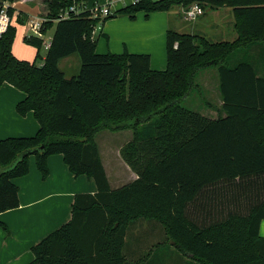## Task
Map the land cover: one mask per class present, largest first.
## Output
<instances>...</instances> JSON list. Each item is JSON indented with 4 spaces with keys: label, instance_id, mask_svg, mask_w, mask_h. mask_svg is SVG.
Listing matches in <instances>:
<instances>
[{
    "label": "trees",
    "instance_id": "16d2710c",
    "mask_svg": "<svg viewBox=\"0 0 264 264\" xmlns=\"http://www.w3.org/2000/svg\"><path fill=\"white\" fill-rule=\"evenodd\" d=\"M88 1H49L53 20L43 31H55L42 62L43 38H24L37 49L30 61L13 52L12 21L0 36V86L25 92L17 112H33L40 124L33 136L0 139V214L20 206L14 179L28 173L32 155L44 178L48 158L59 153L75 176L98 187L76 195L71 220L33 245L30 264H126L127 230L139 218L159 220L178 251L198 264H264V48L255 50L264 46V0H140L105 18L194 3L232 9L234 40L168 29L162 70L151 68L147 53H99L98 20L88 9L56 20ZM8 13L26 25L12 5ZM240 51L246 59L231 63ZM74 54L80 69L67 77L59 64ZM208 66L220 77L216 118L181 103ZM104 129L133 130L121 154L138 178L116 189L96 140Z\"/></svg>",
    "mask_w": 264,
    "mask_h": 264
},
{
    "label": "crops",
    "instance_id": "0c3cea01",
    "mask_svg": "<svg viewBox=\"0 0 264 264\" xmlns=\"http://www.w3.org/2000/svg\"><path fill=\"white\" fill-rule=\"evenodd\" d=\"M24 1L28 0H16L11 3L17 9L15 14L22 12L21 16H28L27 19L37 15V3H24ZM104 1L89 0L86 5L90 7ZM211 10L213 11V22L208 26L209 28L206 29L202 26L198 31L210 39V35L218 38L217 40L235 39L237 33L234 29L232 9L222 7ZM173 11L174 9L154 12L148 16L145 12H139L135 19H131L129 16L108 19L105 21L99 37L96 38L94 35V39H97V51L99 53H122L128 50L133 53H147L151 56L152 69H165L168 62L167 33L171 28V12ZM206 12L207 9L203 16L208 14ZM22 27L24 28L22 34L24 39L26 25H22ZM52 29L55 31V27ZM54 31L49 36L50 42ZM48 48V44L43 46L42 50L45 49V53L41 50L42 59L40 62L45 58ZM263 48L264 46L256 47L255 50L261 51ZM13 52L17 54L14 48ZM16 56L21 59L25 57L21 51ZM79 63L81 65L80 59ZM63 71L66 73L65 70ZM203 85L206 90H209L211 86L209 79L205 80ZM25 97L26 93L12 84L4 83L0 86V139L33 136L38 132L40 124L33 112L26 115L17 112V104ZM220 97L222 106L221 92ZM209 117L216 118L212 115ZM125 144L117 147L116 156L120 159L119 165L122 166V170L114 174L115 182H112V176L100 152L110 186L113 189L138 178V174L122 157L121 149ZM109 163L113 166V160ZM48 168L49 174L44 178L38 168L35 156L32 155L28 173L14 179L19 188L20 206L0 214V221L5 224V226L0 225V264H30L35 258L32 251L33 245L71 220L76 195L79 193L94 194L98 191L93 178L85 174L75 176L70 171L62 154L51 155L48 158ZM125 172L128 175L127 178L123 176ZM260 234L264 236V220L260 227ZM124 253L126 264H198L195 259L189 256H181L182 254L167 238L164 225L157 219L139 218L129 225Z\"/></svg>",
    "mask_w": 264,
    "mask_h": 264
},
{
    "label": "rangeland",
    "instance_id": "374dc122",
    "mask_svg": "<svg viewBox=\"0 0 264 264\" xmlns=\"http://www.w3.org/2000/svg\"><path fill=\"white\" fill-rule=\"evenodd\" d=\"M16 1V0H15ZM49 1L50 0H28L24 1V3L33 2L34 4L37 3L38 9L37 16H48L49 13ZM9 5L11 3L7 2ZM15 11L17 10L14 6H12ZM174 11L171 12L172 19H171V28L176 29L180 32H190L195 33L199 35H204L203 33H200L198 31L202 26L206 29L209 28L208 26L213 22V11L207 7L208 14H205L202 17H198L195 20H189L184 17L183 8L180 6H176L173 8ZM176 12V13H175ZM206 12V13H207ZM175 13V14H173ZM34 16H30L28 18L32 19ZM126 16V15H121ZM24 17V18H23ZM22 19H26L28 16H23ZM113 18V17H112ZM111 18V19H112ZM51 17L49 18V20ZM27 20V21H28ZM53 20V19H51ZM107 21V20H106ZM12 23L17 27L16 37L13 48L15 49V52L18 55L19 51L25 56L23 59L27 60H34L36 56V48L32 46L31 44H28L23 39V30L21 23L16 22L15 17L12 20ZM105 23V21H104ZM103 23V25H104ZM103 27V26H102ZM53 29H50L48 31V34H45L44 38V45L46 46L49 44V36L52 35ZM198 31V32H197ZM101 29L97 30V33L95 34L96 38L99 37L101 34ZM212 40H217L218 38L212 37ZM236 39V38H235ZM234 40V39H232ZM177 46V43H176ZM43 53H45V49L42 50ZM256 52V51H255ZM250 56L252 58H256V54L254 52H249ZM19 57V56H18ZM240 59H246V56L242 53V51L237 54V56H234L231 60V63L236 62V60ZM262 61H264V56L262 57ZM79 59L77 55H73L67 59H64L60 62V67L66 71V75L68 77L74 75L77 70L79 69ZM209 79L210 88L209 90L205 89V86L203 85V82L205 80ZM196 84H199L186 98L182 100V105L197 111H200L202 114L217 117L219 114L218 109L221 108V97H220V77H219V71L218 67L216 66H208L200 69L196 75L195 79ZM208 88V87H207ZM219 93V94H218ZM133 137V131L132 129H124L120 131H111V130H103L101 131L97 136V142L99 145L100 152L102 154L103 160L106 163V166L110 172V175L112 176V182L116 181V178L114 177V174L117 172H121L122 166L119 165V158L116 156L117 154V147L119 145L125 144L129 140H131ZM113 160V166L110 165V161ZM124 178H127V173H124ZM120 185V184H119ZM182 254V253H180ZM183 256V254L181 255ZM184 258V257H182Z\"/></svg>",
    "mask_w": 264,
    "mask_h": 264
},
{
    "label": "built area",
    "instance_id": "2783aa9c",
    "mask_svg": "<svg viewBox=\"0 0 264 264\" xmlns=\"http://www.w3.org/2000/svg\"><path fill=\"white\" fill-rule=\"evenodd\" d=\"M140 0H105L103 3H95L92 6L88 7L87 5L78 7L77 5H73L70 8L62 11L59 15L58 19L61 18H69L73 14H78L83 10H90L91 16L98 20L97 25L94 26L93 34L97 33V30H102L103 23L105 18L115 13V11L123 6H127L130 4H137ZM7 2L3 1L0 3V36L6 32L8 29L12 19L8 13V8L11 6ZM10 3V2H9ZM183 15L186 19L195 20L198 17L202 16L205 13V9L199 5L198 3L192 4L188 8H183ZM49 21L48 16H40L36 15L32 19H29L26 23L25 27V37H38L45 38V33L43 31L44 24ZM50 45V42L48 46Z\"/></svg>",
    "mask_w": 264,
    "mask_h": 264
},
{
    "label": "water",
    "instance_id": "95a60500",
    "mask_svg": "<svg viewBox=\"0 0 264 264\" xmlns=\"http://www.w3.org/2000/svg\"><path fill=\"white\" fill-rule=\"evenodd\" d=\"M113 17H116V15H114Z\"/></svg>",
    "mask_w": 264,
    "mask_h": 264
}]
</instances>
